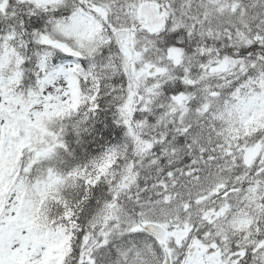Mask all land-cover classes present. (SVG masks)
<instances>
[{
    "label": "snow or ice",
    "instance_id": "obj_1",
    "mask_svg": "<svg viewBox=\"0 0 264 264\" xmlns=\"http://www.w3.org/2000/svg\"><path fill=\"white\" fill-rule=\"evenodd\" d=\"M0 264H264V0H0Z\"/></svg>",
    "mask_w": 264,
    "mask_h": 264
}]
</instances>
